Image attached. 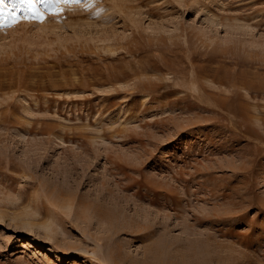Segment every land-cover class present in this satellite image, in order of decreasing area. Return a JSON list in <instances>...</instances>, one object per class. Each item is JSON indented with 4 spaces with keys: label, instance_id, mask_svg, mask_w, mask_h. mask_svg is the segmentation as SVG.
I'll list each match as a JSON object with an SVG mask.
<instances>
[{
    "label": "rangeland",
    "instance_id": "obj_1",
    "mask_svg": "<svg viewBox=\"0 0 264 264\" xmlns=\"http://www.w3.org/2000/svg\"><path fill=\"white\" fill-rule=\"evenodd\" d=\"M55 3L0 10V264H264V0Z\"/></svg>",
    "mask_w": 264,
    "mask_h": 264
},
{
    "label": "snow or ice",
    "instance_id": "obj_2",
    "mask_svg": "<svg viewBox=\"0 0 264 264\" xmlns=\"http://www.w3.org/2000/svg\"><path fill=\"white\" fill-rule=\"evenodd\" d=\"M43 3L44 0H41ZM68 2H78V0H56V3L52 5L51 9L52 11L58 10V5L60 3H68ZM37 0H0V10L7 13L11 16L13 22L17 19V14L19 12L24 11V8H21V5L27 6L26 10L30 13L37 12L38 9L36 8ZM39 15H43L42 12L39 13ZM27 18V17H22Z\"/></svg>",
    "mask_w": 264,
    "mask_h": 264
},
{
    "label": "bare ground",
    "instance_id": "obj_3",
    "mask_svg": "<svg viewBox=\"0 0 264 264\" xmlns=\"http://www.w3.org/2000/svg\"><path fill=\"white\" fill-rule=\"evenodd\" d=\"M154 194V193H153ZM197 234V233H196ZM203 251V250H202ZM135 263V262H134ZM191 264V263H190Z\"/></svg>",
    "mask_w": 264,
    "mask_h": 264
}]
</instances>
